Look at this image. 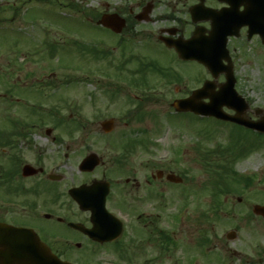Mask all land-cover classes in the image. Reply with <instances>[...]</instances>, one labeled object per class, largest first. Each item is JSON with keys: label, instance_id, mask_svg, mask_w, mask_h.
<instances>
[{"label": "rangeland", "instance_id": "374dc122", "mask_svg": "<svg viewBox=\"0 0 264 264\" xmlns=\"http://www.w3.org/2000/svg\"><path fill=\"white\" fill-rule=\"evenodd\" d=\"M95 4L94 0H0V130L10 128L11 119L22 125L27 136L16 140L19 160L26 163L36 158L35 154L40 157L42 146H48L50 155L57 146H77L75 153L70 151L68 164L61 168L65 184L70 186L89 176L81 174L78 166L91 152L102 158L96 176L105 171L107 178L123 183L126 175L114 163L121 156L120 146L126 139H143L147 150H132L129 159L159 161L174 172L187 175L182 184L163 181L162 197L155 205V211L161 213V228L173 236L175 243L145 244L134 264H264V257L259 261L255 258L264 244L261 233L242 230L235 239H228L227 233L234 226L226 217L217 219L210 208L214 203L212 188L218 178L217 164L231 158L230 153L222 156L211 150L234 141L230 133L233 126L210 117L169 113L174 112L170 107L175 97L173 85L163 84L156 74H149V87L136 89L126 79L133 83L139 77L137 73L128 74L126 69L120 73L116 69V63L122 60L120 51H113V66L105 58L97 59L99 54L89 52L87 46L109 49L114 38L102 27L90 24L93 18L89 10ZM263 53L259 60L250 58L237 66L240 88L252 98L257 97L256 88L264 80ZM187 71L192 74L194 88L212 79L207 70L196 64ZM66 75L72 80L67 86ZM50 81L55 83V90L46 85ZM8 88L13 93H8ZM60 97V115L65 123L56 127L55 120L46 116L45 136L41 125L29 129L33 121H41L43 102L46 114L52 99ZM65 101L72 108L65 107ZM138 107L141 113L129 115ZM111 118L116 126L112 133L105 134L101 123ZM75 124L80 127L75 129ZM48 128L53 130L50 136L46 134ZM53 137L61 141H54ZM2 149L0 160L9 169L10 159L15 157ZM258 157L244 156L241 163L249 164ZM116 172L118 176H111ZM111 200L115 211L125 215L118 192L112 194ZM153 207L146 201L142 210L153 212ZM128 218L131 224L135 222ZM101 264L127 263L108 255Z\"/></svg>", "mask_w": 264, "mask_h": 264}, {"label": "flooded vegetation", "instance_id": "af4514ba", "mask_svg": "<svg viewBox=\"0 0 264 264\" xmlns=\"http://www.w3.org/2000/svg\"><path fill=\"white\" fill-rule=\"evenodd\" d=\"M94 1L96 4L92 9V18L96 23L104 14L109 16L111 22L114 15L125 20L121 33L107 29L114 37L110 40V48L105 50L109 66L115 64L112 56L113 51L117 50L121 52L122 59L116 63L117 68L137 74L144 70L159 71L158 76L164 81L163 84L175 88L174 102L191 96L195 89L203 85L194 88L192 74L187 70L193 64L206 70L199 59L204 60L206 52L216 48L221 54L220 68L233 72L235 88L248 103L245 119L264 123V80H260L263 84L259 89L256 88L257 97L252 98L242 92L236 75L240 61L250 58L259 60L260 54L264 52V0ZM225 81L226 74H220L215 81L217 88L214 91ZM71 83L72 80L67 79L66 86ZM46 85L55 90L53 81ZM62 100V97L53 99L51 110L48 109L46 114L43 102L44 136L45 116H60ZM64 103L65 107L69 105L72 108L67 101ZM223 109L230 115H237V111L227 106ZM70 117L76 116L71 114ZM222 123L242 130L246 136H250L251 142L249 146H243L236 154L237 157L227 158L219 166L218 177L222 184L218 199H214L211 207L218 209L229 224L234 226L236 237L242 230H256L264 239V213L261 211L264 208V133L234 122ZM52 131L46 130L47 136ZM53 140L58 142L61 138L53 137ZM0 147L3 148L2 152L10 151V154L13 149V146ZM135 147L126 149L129 157ZM76 148L57 146L50 155L48 146H42L40 157L35 154L36 158L22 163L18 156H14L13 160L10 159L12 163L9 169L0 160V222L33 231L36 234L32 236L37 235L54 255L63 260L101 264L105 256H118L121 252L127 264H134L136 255L143 254L145 244L151 246L163 236L161 213L155 211L156 200L162 197V182L175 185L167 180V174L176 173L184 181L187 173L174 172L159 161L128 157L114 161L122 169L126 167L125 172L122 170L126 175L123 183L107 178L105 171L100 177L96 176L101 166L92 172H82L79 164V172L89 176L68 186L64 183L66 176L61 168L68 164L70 151L73 149L75 153ZM253 154L259 157L249 164L241 163L244 156ZM132 163H136V166ZM25 165H31L34 168L32 171L37 172L24 176L22 169ZM117 173L111 176H118ZM95 183H98L99 198L105 189L104 185L110 189L106 197V208L115 218L107 216L103 210L105 217L101 219L107 221L104 229L96 228L98 217L93 215V211L83 209L72 195L73 188ZM114 192H118V197L123 200L121 209L125 215L121 211L116 212L111 206V194ZM221 196L223 200H220ZM98 201L93 203L98 205ZM146 201L154 206L153 212L142 210ZM103 211L99 215H103ZM125 216L135 222L131 224ZM116 217L122 221L121 236L117 240L106 241L104 238L114 236L118 231ZM259 248L255 253L257 261L264 257V244Z\"/></svg>", "mask_w": 264, "mask_h": 264}, {"label": "water", "instance_id": "95a60500", "mask_svg": "<svg viewBox=\"0 0 264 264\" xmlns=\"http://www.w3.org/2000/svg\"><path fill=\"white\" fill-rule=\"evenodd\" d=\"M99 23L107 27L111 25L108 16L106 15L103 16ZM115 29L117 31H121L122 28L121 26L119 27L118 24V28ZM213 62L214 61L209 60L205 64L213 76L217 77L221 71L212 64ZM226 73L227 80H229L231 78V71L228 70ZM211 88V82H206L204 89L195 92L194 95L189 99L175 102L174 106L179 111H193L197 114L226 118L222 112V105L232 103L231 98L228 96L235 94L233 91V82L228 81L227 83L223 84L220 91L217 93H213L210 90ZM206 96L211 99V102L208 104L202 103V98ZM239 110H241V108ZM229 119H234V121H237L241 124H247V121L241 115ZM102 126L106 132H110L114 128L115 123L113 120H109L104 122ZM99 162V157L95 153H92L83 161L81 164V169L92 170L99 164ZM34 172L35 171H32L31 166L27 165L24 167V175H32ZM168 179L176 182L181 181V178L175 176L174 174L168 175ZM80 191L81 190L79 188L75 191V193ZM87 193L89 197L88 195H85L83 198H80L78 195H75V197L81 202L82 205H84L86 209L93 207L91 206L92 203H90L88 200L90 197H92V195L90 192ZM0 231L3 233L6 232L9 235L7 239H0V264H72L66 261H61L56 256H54L50 249L45 246V244L41 242L37 236L34 237L33 241L30 239L18 238L19 231L6 224H0ZM229 237H233V235H229Z\"/></svg>", "mask_w": 264, "mask_h": 264}, {"label": "trees", "instance_id": "16d2710c", "mask_svg": "<svg viewBox=\"0 0 264 264\" xmlns=\"http://www.w3.org/2000/svg\"><path fill=\"white\" fill-rule=\"evenodd\" d=\"M19 135H20V133L18 131H16V125L13 124V128H12L11 132H9L7 134V139H9L10 142H12L11 138L14 137V136H19Z\"/></svg>", "mask_w": 264, "mask_h": 264}]
</instances>
